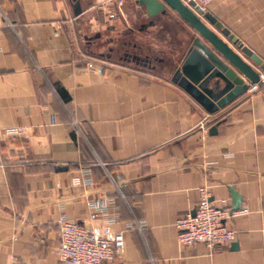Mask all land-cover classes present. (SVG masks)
<instances>
[{
    "label": "crops",
    "instance_id": "0c3cea01",
    "mask_svg": "<svg viewBox=\"0 0 264 264\" xmlns=\"http://www.w3.org/2000/svg\"><path fill=\"white\" fill-rule=\"evenodd\" d=\"M100 2L82 0L75 17L72 0H0V264H61L62 207L89 224L98 198L119 206L124 264H264V90L209 115L172 82L189 26L161 15L180 35L156 52L144 26L133 37L139 18L122 9L108 20ZM207 11L264 60V0H215ZM130 48L151 63L121 55ZM88 56L109 66L90 71ZM202 188L234 208L233 189L248 210L228 223L239 239L222 249L177 242L176 222ZM140 221L142 231L126 228Z\"/></svg>",
    "mask_w": 264,
    "mask_h": 264
},
{
    "label": "built area",
    "instance_id": "2783aa9c",
    "mask_svg": "<svg viewBox=\"0 0 264 264\" xmlns=\"http://www.w3.org/2000/svg\"><path fill=\"white\" fill-rule=\"evenodd\" d=\"M185 4L196 3L205 11L215 0H182ZM112 2V3H111ZM101 10L109 20L116 19L121 13L122 1L100 3ZM109 63L104 59L88 56L86 67L90 71L103 73ZM264 82V71L260 72ZM264 90L258 84L250 85L248 94ZM78 127V125H77ZM22 128H12L6 131L11 137L24 132ZM207 135L208 128L204 127ZM90 183V182H89ZM91 214L89 224H81L70 218L62 207L58 219L59 246L57 254L61 264H124L125 252L124 232H117L114 226L119 222V206L115 198H98L90 201ZM193 212L181 216L176 222L177 242L180 246L191 247L196 244L207 245L210 249H222L238 241L239 233L228 223L235 217L248 214V210L235 211L231 203L223 200L216 205L211 201L208 189H200V200ZM146 227L144 221L128 223V230L142 231Z\"/></svg>",
    "mask_w": 264,
    "mask_h": 264
},
{
    "label": "water",
    "instance_id": "95a60500",
    "mask_svg": "<svg viewBox=\"0 0 264 264\" xmlns=\"http://www.w3.org/2000/svg\"><path fill=\"white\" fill-rule=\"evenodd\" d=\"M72 2L75 17H80L83 14L82 0ZM136 4L144 8L151 19L169 12L175 13L193 31L189 51L183 64L174 73L172 82L199 103L209 115L218 113L244 96L250 85L264 87L260 74L264 71V60L211 12L194 2L187 5L182 0H136ZM100 57L105 58L106 55ZM132 60L151 63L138 56ZM210 134L216 135L217 127H213ZM232 191L234 210L239 211L241 198Z\"/></svg>",
    "mask_w": 264,
    "mask_h": 264
},
{
    "label": "rangeland",
    "instance_id": "374dc122",
    "mask_svg": "<svg viewBox=\"0 0 264 264\" xmlns=\"http://www.w3.org/2000/svg\"><path fill=\"white\" fill-rule=\"evenodd\" d=\"M100 1H101L100 3L103 2L107 3L110 0H100ZM117 1H122V9L124 10V12L130 14V17H132V19H135V17L140 19L139 22L134 27L135 32L133 37L136 40H139L140 37H143V35L139 31L142 29L144 25H146L144 26L143 29L146 30L148 33L149 32L151 33L150 38H148V42L153 46V50H155L156 52L169 53V48L166 45L167 42L169 43L168 39L171 40L173 37H179L180 35V30L178 29L177 25L168 18H161L159 23L155 27L154 26L150 27L148 25V18H146L145 16V10H141L140 8L136 7L135 5L136 0H113V3ZM169 44H172L174 46L176 43L174 41H171V43ZM104 60L109 63L108 60L106 59Z\"/></svg>",
    "mask_w": 264,
    "mask_h": 264
},
{
    "label": "flooded vegetation",
    "instance_id": "af4514ba",
    "mask_svg": "<svg viewBox=\"0 0 264 264\" xmlns=\"http://www.w3.org/2000/svg\"><path fill=\"white\" fill-rule=\"evenodd\" d=\"M161 15L160 16H158V17H156V18H153V19H151V18H149L148 17V25H150V26H156L158 23H159V21H160V19H161ZM163 17H168V18H172V12H169V13H167L166 15H164ZM162 23V22H161ZM145 26V25H144ZM135 47H136V45H135ZM121 55L122 56H125V57H130L131 59H133V57H135V56H138L137 54H136V52H134L133 50H132V48H130V49H123V51L121 50ZM148 60V59H147Z\"/></svg>",
    "mask_w": 264,
    "mask_h": 264
}]
</instances>
